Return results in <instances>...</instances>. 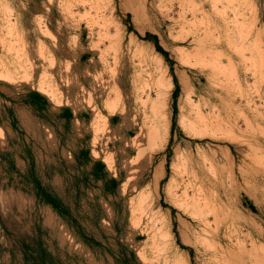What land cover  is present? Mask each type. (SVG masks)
<instances>
[{
	"label": "rangeland",
	"instance_id": "rangeland-1",
	"mask_svg": "<svg viewBox=\"0 0 264 264\" xmlns=\"http://www.w3.org/2000/svg\"><path fill=\"white\" fill-rule=\"evenodd\" d=\"M0 124L17 264H264V0H0Z\"/></svg>",
	"mask_w": 264,
	"mask_h": 264
},
{
	"label": "crops",
	"instance_id": "crops-1",
	"mask_svg": "<svg viewBox=\"0 0 264 264\" xmlns=\"http://www.w3.org/2000/svg\"><path fill=\"white\" fill-rule=\"evenodd\" d=\"M31 107L33 106L31 105ZM0 130H1V134H0V161H1L2 155L6 153V151L9 148L10 140L6 129L1 124H0ZM22 164H26V162L22 158L17 157L16 166L20 169ZM3 187L4 186H2L0 183V198H2V196H4L6 193L9 192L8 190H5ZM13 192H15V190H13ZM15 245H17L16 241L5 234L4 229L0 224V264H17V262H15L14 260Z\"/></svg>",
	"mask_w": 264,
	"mask_h": 264
},
{
	"label": "bare ground",
	"instance_id": "bare-ground-1",
	"mask_svg": "<svg viewBox=\"0 0 264 264\" xmlns=\"http://www.w3.org/2000/svg\"><path fill=\"white\" fill-rule=\"evenodd\" d=\"M195 36H196V35H195ZM230 60H231V59H230ZM231 61H232V60H231ZM231 61H230V62H231ZM219 62H220V61H219ZM221 62H223V61H221ZM220 65H221V64H220ZM220 82H221V81H220ZM216 83H217V82H216ZM83 90H84V89H83ZM214 93H215V92H214ZM217 94H218V93H217ZM227 94H228V93H227ZM226 96H227V95H226ZM230 96H231V95H230ZM231 97H232V96H231ZM221 102H222V101H221ZM225 102H226V101H225ZM207 104H208V106H209V103H208V102H207ZM155 105H156V104H155ZM205 105H206V104H205ZM210 105H211V104H210ZM211 106H212V105H211ZM214 106H215V105H214ZM215 107H218L217 104H216ZM202 108H203V107H202ZM204 108H205V107H204ZM207 108H209V107H207ZM211 108H213V107H211ZM218 108H222V107H218ZM209 110H210V109H209ZM211 110H212V109H211ZM217 110H219V109H217ZM220 110H221V109H220ZM156 111H157V110H156ZM204 111H205V110H204ZM213 111H214V109H213ZM198 112H199V118H201V117H203V116H206V115H204V114H203V116H202V115L200 116V110H199ZM212 113H214V112H212ZM212 113H211V114H212ZM216 113H217V112H216ZM216 113H214V114H216ZM220 113H221V112H220ZM158 114H159V113H158ZM217 114H218V113H217ZM222 114H223V113H222ZM222 114H221V115H222ZM163 116L165 117V115H163ZM212 116H213V115H212ZM219 116H220V115L218 114V115H217V118H218ZM222 117H223V116H222ZM211 118H212V117H211ZM214 118H215V117H214ZM164 119H165V118H164ZM203 119H205V118L203 117ZM207 119L209 120V117H207ZM220 119H221V116H220ZM200 120H201L202 122L204 121V120H202V118H201ZM216 120H217V119H216ZM218 120H219V119H218ZM222 120L224 121V118H223ZM165 121H167V120L165 119ZM165 121H164V122H165ZM205 121H206V119H205ZM214 121H215V120H214ZM214 121H212V122H214ZM156 122H157V121H156ZM158 122H159V121H158ZM164 122H163V124L165 125ZM206 122H207V121H206ZM209 122H211V120L208 121L207 123H209ZM207 123H205V124H207ZM209 124H211V123H209ZM217 124H218V123H217ZM164 125H163V126H159V124H158V125H156V128H153V127H152L154 130L152 131L151 134H153L152 136H154V138H156V137H157V138H158V137L163 138L162 136H159L163 131L160 132V134H159V131H160L161 129H163ZM157 126H158V127H157ZM161 127H162V128H161ZM152 128H151V129H152ZM165 128H166V127H165ZM165 128H164V129H165ZM165 131H166V130H165ZM163 136H164V135H163ZM188 166H189V165H188ZM190 168H191V167H190ZM192 168H193V166H192ZM194 168H195V167H194ZM187 170H188V169H187ZM189 170H190V169H189ZM193 171H194V170H193ZM196 171H197V170H196ZM188 173H190V174H194V172L191 173L190 171H188ZM181 174H182V173H181ZM195 174H196V173H195ZM188 177H189V176H188ZM194 177H195V176H193V178H194ZM198 177H200V176H198ZM203 177H204V176H203ZM195 178H196V177H195ZM200 179H201V178H200ZM210 179H211V178H210ZM191 180H192V179H191ZM195 180H196V179H195ZM204 180H205V179H204ZM191 182H192V181H191ZM197 182H199V181H197ZM189 183H190V182H189ZM192 183H193V182H192ZM200 184H202V183L200 182ZM200 184H198V185H200ZM205 184H206V183H205ZM205 184H204V185H205ZM186 185H187V184H186ZM188 185H189V184H188ZM198 185H197V186H198ZM204 185H203V186H204ZM189 186H190V185H189ZM195 187H196V186H195ZM199 188H200V187H199ZM202 188H203V187H202ZM189 189H190V188H188V190H189ZM195 189H196V188H195ZM197 189H198V187H197ZM204 189H205V187H204ZM191 190H192V189H191ZM200 190L202 191L201 188H200ZM210 190H211V189H210ZM195 191H196V190H195ZM213 191H214V190H213ZM185 192H186V191H185ZM190 192H191V191H190ZM197 192H198V191H197ZM197 192H196V193H197ZM205 192H206V191H205ZM214 192H215V191H214ZM227 194H228V193H227ZM186 195H187V194H186ZM190 195H191V194H190ZM193 195H194V193H193ZM200 195H201V194H200ZM203 196H204V195H203ZM186 197H187L188 200H189V196H186ZM191 197H192V196H191ZM196 198H197V197H196ZM198 198L200 199L199 196H198ZM203 198L205 199V197H203ZM208 198H209V197H208ZM218 198H219V197H218ZM183 199H185V198H183ZM193 199H194V198L192 197V200H193ZM204 199H203V200H204ZM253 199H254V198H253ZM195 200H196V199H195ZM201 200H202V199H201ZM206 200H207V199H206ZM206 200H204V201L206 202ZM209 200H210V199H209ZM190 201H191V200H190ZM190 201H189V202H190ZM211 201H212V200H211ZM211 201H210V203H211ZM221 201H222V200H221ZM181 202H182V201H181ZM185 202H186V201H185ZM185 202H184V203H185ZM195 202H196V201H195ZM197 202H200V201H197ZM179 203H180V202H179ZM182 203H183V202H182ZM187 203H188V202H187ZM193 203H194V202H193ZM193 203H192V204H193ZM214 203H215V201H214ZM188 204H189V203H188ZM201 204H202V203H201ZM205 204H206V203H205ZM218 204H219V203H218ZM228 204H229V203H228ZM195 205H196V203L194 204V206H195ZM180 206H181V205H180ZM186 206L188 207L189 205H186ZM202 206L205 208V206H207V204H206L205 206H204V204L201 205V210H202ZM212 206H213V205H212ZM212 206H211L210 208H212ZM224 206H225V205H224ZM184 207H185V206H184ZM189 207H190V211H191V209L194 208V207H191V206H189ZM196 208H197V207H196ZM196 208H195V209H196ZM198 208H199V207H198ZM210 208H209V209H210ZM214 208H215V207H214ZM209 209H208V212L210 213ZM188 210H189V209H187V211H188ZM196 210H197V209H196ZM199 210H200V209H199ZM199 210H197V211L199 212ZM201 210H200V211H201ZM211 210H213V209H211ZM214 210H215V209H214ZM223 210H224V209H223ZM216 211H217V210H216ZM188 212H189V211H188ZM201 212H202V211H201ZM208 212H206L207 214L205 213L206 216H208ZM225 212H226V211H225ZM193 213L195 214V211H193ZM193 213H192V214H193ZM212 213H213V212H212ZM216 213H217V212H216ZM197 215L200 216L201 214H198V213H197ZM203 215H204V213H203ZM203 215H202V216H203ZM195 216H196V215H195ZM210 216H212V215H210ZM213 216H215L214 213H213ZM217 216H218V215H217ZM197 217H198V216H197ZM204 217H205V215H204ZM231 217H232V216H231ZM214 218H215V217H214ZM214 218H213V219H214ZM197 219H198V218H197ZM199 219H200V218H199ZM203 219H204V218H202V220H203ZM205 219H206V218H205ZM218 219H219V218H218ZM221 219H222V218H221ZM200 220H201V219H200ZM202 220H201V221H202ZM207 220H208V219H206V221H207ZM216 220H217V219H216ZM232 220H233V218H232ZM201 221H200V222H201ZM204 222H205V220H204ZM217 222H218V221H217ZM249 222H250V221H249ZM205 223H206V222H205ZM217 224H218V223H217ZM252 224H253V223H252ZM252 226H253V225H252ZM206 227H207V226H206ZM208 227H209V226H208ZM215 228L218 229L219 227H218V226H215ZM205 229H206V228H205ZM217 229H216V230L214 229V230L211 231V232H214V231L217 232ZM206 230H208V229H206ZM210 230H211V229H210ZM208 231H209V230H208ZM208 231H207V232H208ZM209 232H210V231H209ZM203 233H204V232H203ZM205 233H206V232H205ZM218 233H219V231H218ZM207 234H208V233H207ZM208 235H209V234H208ZM211 235H213V234H211ZM205 236H206V235H205ZM213 236H215V234H214ZM259 236H260V235H259ZM218 237H219V236H218ZM206 238H208V236H207ZM229 238H230V237H229ZM229 238H228V239H229ZM252 238H254V237L252 236ZM200 239H201V238H200ZM217 241H219V240H217ZM222 241H223V240H222ZM200 242H201V240H200ZM210 242H212V241H210ZM215 242H216V241H215ZM215 242H212V243L214 244ZM253 242H254V241H253ZM201 243H202V242H201ZM201 243H200V244H201ZM216 243H217V242H216ZM216 243H215V244H216ZM205 244H206V241H205ZM219 244H220V243H219ZM219 244H217V245H219ZM253 244H254V243H253ZM217 245H216L215 247H217ZM220 245H222V244H220ZM210 246L213 248L214 245H213V246H212V244H211V245H208L209 248H210ZM257 246H258V245H257ZM262 246H263V245H262ZM215 247H214V248H215ZM219 247H220V246H219ZM221 247H222V246H221ZM230 247H231V246H230ZM239 247H240V246H239ZM239 247H238V248H239ZM263 248H264V247H263ZM215 249H216V248H215ZM221 249H223V248H221ZM229 249H230V248H229ZM229 249H228V250H229ZM217 250H218V249H217ZM224 250H226V248H225ZM228 250H227V251H228ZM231 250H232V249H231ZM231 250H230V251H231ZM243 250H244V249H243ZM256 250H257V249H256ZM230 251L228 252V255H225V257L227 256V258H226L227 260H225V258H224L225 262L227 261L226 264H232L234 261H237L236 259L233 260V258H234V257L236 258L237 256L240 255V253H239V255L236 256V255L234 254V252H232V253L234 254V256L232 257V254H230ZM232 251H233V250H232ZM257 251H258V250H257ZM261 251H262V250H261ZM222 252H223V251H222ZM255 252H256V251H255ZM241 255H242V254H241ZM222 256H223V255H222ZM254 256H255V255H254ZM262 256H263V253H262ZM223 257H224V256H223ZM220 258H222V257H220ZM220 258H219V259H220ZM238 258L240 259V257H238ZM247 258H248V257H247ZM257 258H258V257H257ZM262 258H263V260H262V259H261V260L264 262V256H263ZM215 259H216V258H215ZM239 259H238L239 262H237V263H238V264H242L243 262L240 263L241 261H240ZM242 259H243V258H242ZM242 259H241V260H242ZM253 259H254V258H253ZM255 259H256V258H255ZM259 259H260V256H259ZM217 260H218V259H217ZM250 260H251V259H250ZM261 260H260V261H261ZM221 261H222V260H221ZM260 261H259V262H260ZM217 262H218V261H217ZM223 262H224V261H223ZM244 262H247V261L244 260ZM235 263H236V262H234V264H235ZM218 264H219V263H218ZM220 264H223V263H220ZM245 264H246V263H245ZM249 264H250V263H249ZM253 264H254V262H253ZM255 264H256V263H255Z\"/></svg>",
	"mask_w": 264,
	"mask_h": 264
},
{
	"label": "trees",
	"instance_id": "trees-1",
	"mask_svg": "<svg viewBox=\"0 0 264 264\" xmlns=\"http://www.w3.org/2000/svg\"><path fill=\"white\" fill-rule=\"evenodd\" d=\"M165 55H166V52L165 51H162ZM38 94V93H36ZM98 166H104V164L102 162H98L97 163ZM36 197H37V200L38 202H42V203H47V204H56V201L54 199H52L51 195L49 193H41V192H37L35 193ZM57 209H59L58 207H56ZM43 254H46L45 252H43ZM26 256H27V253H26Z\"/></svg>",
	"mask_w": 264,
	"mask_h": 264
}]
</instances>
